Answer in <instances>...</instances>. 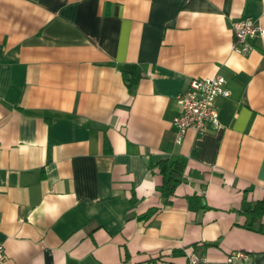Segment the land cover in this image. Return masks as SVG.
Wrapping results in <instances>:
<instances>
[{"label": "crops", "instance_id": "crops-1", "mask_svg": "<svg viewBox=\"0 0 264 264\" xmlns=\"http://www.w3.org/2000/svg\"><path fill=\"white\" fill-rule=\"evenodd\" d=\"M244 17L264 27V0H0L2 264H264L245 211L264 198V37L236 51ZM216 73L219 127L176 141L177 94ZM160 160L184 165L170 196Z\"/></svg>", "mask_w": 264, "mask_h": 264}, {"label": "built area", "instance_id": "built-area-1", "mask_svg": "<svg viewBox=\"0 0 264 264\" xmlns=\"http://www.w3.org/2000/svg\"><path fill=\"white\" fill-rule=\"evenodd\" d=\"M234 33V49L246 54L252 49L251 37H264V27L249 17L231 23ZM225 77L219 73L209 77H193L186 88L176 96L177 114L172 119L176 141H180L188 130L202 134L209 129H217L220 125L216 98L227 97L230 92L224 87ZM247 254L242 251L232 252L226 257L227 262L234 259H245ZM5 259V249L0 242V264ZM184 264H206V258L190 255Z\"/></svg>", "mask_w": 264, "mask_h": 264}, {"label": "trees", "instance_id": "trees-1", "mask_svg": "<svg viewBox=\"0 0 264 264\" xmlns=\"http://www.w3.org/2000/svg\"><path fill=\"white\" fill-rule=\"evenodd\" d=\"M128 85L131 87L135 83V79H129ZM160 166L167 167V174L160 187L162 194L170 196L173 193L176 183L180 180L181 172L184 167L182 162L160 160ZM153 210L149 211L150 214ZM246 213L250 214L252 218L264 216V198L256 201L254 204L245 209Z\"/></svg>", "mask_w": 264, "mask_h": 264}]
</instances>
